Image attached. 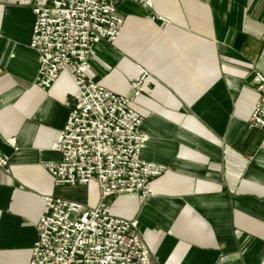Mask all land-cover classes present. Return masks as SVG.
I'll return each mask as SVG.
<instances>
[{
    "label": "crops",
    "instance_id": "0c3cea01",
    "mask_svg": "<svg viewBox=\"0 0 264 264\" xmlns=\"http://www.w3.org/2000/svg\"><path fill=\"white\" fill-rule=\"evenodd\" d=\"M115 42L101 41L90 77L131 95L143 116L141 158L162 165L153 195H109L114 215L136 217L157 264H264L263 131L250 127L264 75V0H153L118 5ZM159 16L166 17L165 20ZM155 17V18H154ZM35 14L0 0V264H29L47 196L89 207L97 183L59 184L47 164L77 87L64 70L37 84Z\"/></svg>",
    "mask_w": 264,
    "mask_h": 264
},
{
    "label": "built area",
    "instance_id": "2783aa9c",
    "mask_svg": "<svg viewBox=\"0 0 264 264\" xmlns=\"http://www.w3.org/2000/svg\"><path fill=\"white\" fill-rule=\"evenodd\" d=\"M32 8L35 23L30 45L39 55L37 84L51 88L69 71L77 92L53 148L59 162L47 164L56 183H97L94 207L47 196L37 223L38 237L29 264H157L136 217L114 215L109 195H153V181L165 168L141 158L143 116L132 106L146 89L143 70L131 95L116 94L90 77L91 60L101 41L115 42L124 24L118 5L153 7V0H15ZM155 18V17H154ZM165 20L166 17L159 16ZM258 99L250 127L263 131L264 75L256 72ZM8 163L0 157V166Z\"/></svg>",
    "mask_w": 264,
    "mask_h": 264
}]
</instances>
